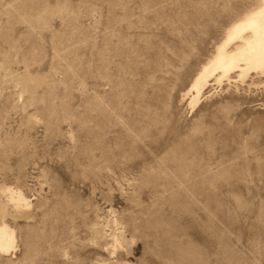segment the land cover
I'll return each instance as SVG.
<instances>
[{"label": "rangeland", "instance_id": "1", "mask_svg": "<svg viewBox=\"0 0 264 264\" xmlns=\"http://www.w3.org/2000/svg\"><path fill=\"white\" fill-rule=\"evenodd\" d=\"M257 2L0 0V264H264L263 81L182 97Z\"/></svg>", "mask_w": 264, "mask_h": 264}, {"label": "bare ground", "instance_id": "2", "mask_svg": "<svg viewBox=\"0 0 264 264\" xmlns=\"http://www.w3.org/2000/svg\"><path fill=\"white\" fill-rule=\"evenodd\" d=\"M214 49L183 93L190 109L206 97L212 85L220 87L223 82L239 84L246 79L262 80L264 84V0H258L253 8L231 23ZM11 200L16 207L29 208L22 195L13 196ZM14 242L13 232L2 224L0 255L12 252Z\"/></svg>", "mask_w": 264, "mask_h": 264}]
</instances>
